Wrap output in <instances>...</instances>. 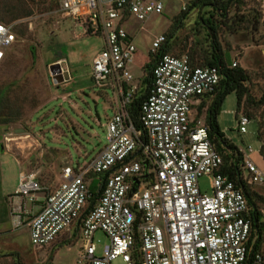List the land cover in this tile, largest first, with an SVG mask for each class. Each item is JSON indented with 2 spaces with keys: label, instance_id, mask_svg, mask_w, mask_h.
<instances>
[{
  "label": "built area",
  "instance_id": "obj_1",
  "mask_svg": "<svg viewBox=\"0 0 264 264\" xmlns=\"http://www.w3.org/2000/svg\"><path fill=\"white\" fill-rule=\"evenodd\" d=\"M163 1L59 0L61 13L74 25L103 39L90 76L94 86L111 94L113 113L105 124V145L87 163L63 167L61 182L27 221L30 241L45 247L63 232L76 230L69 240L81 238L77 261L86 264L116 259L124 264H264V248L253 247L255 237L249 241L251 218L243 186L221 171L222 157L205 123L192 115L194 101L214 91L220 68L194 66L185 55L160 52L138 106V125L130 116L139 88L129 71L136 47L122 23L130 16L145 21L162 13ZM192 1L183 2L181 9ZM14 42L11 25L0 21V64ZM165 43L159 35L151 51ZM57 62L67 81L63 59ZM236 120L237 130L245 133L249 117L238 113ZM238 149L239 177L247 184H264V168L249 157L252 148ZM202 175L212 177L209 193L199 187ZM18 178L15 193L34 201L42 189L35 173L20 170ZM94 180L99 196L91 206ZM96 231L109 239L101 254L93 241Z\"/></svg>",
  "mask_w": 264,
  "mask_h": 264
},
{
  "label": "rangeland",
  "instance_id": "obj_2",
  "mask_svg": "<svg viewBox=\"0 0 264 264\" xmlns=\"http://www.w3.org/2000/svg\"><path fill=\"white\" fill-rule=\"evenodd\" d=\"M183 2L187 0H164L162 13L145 21L133 16L123 21L136 47L129 64L132 81L138 83L145 74V64L157 52L151 51L152 41L159 35L166 37L165 52L203 64L211 53L213 37L201 16L211 19L227 65L242 67L248 77L238 109L234 92L225 97L217 114L219 125L238 148L248 152L250 146V159L264 168L257 135L259 124L264 127V105L258 103L264 93V0L234 1L224 16L206 7L181 9ZM0 12V20L11 25L15 34L0 64V167L4 170H0V180L4 173L5 179L18 185L19 165L2 153L8 151L18 158L21 171L35 173L42 186L37 194L43 197L59 185L63 167L87 163L106 143L112 97L94 86L90 76L92 58L102 48L103 39L74 25L61 13L59 0H0ZM58 59H63L70 79L54 84L48 67ZM209 101H204L205 108ZM192 111L198 119L206 109L194 106ZM235 111L236 116L250 117L245 133L237 130ZM211 183V175L198 179L203 192H210ZM248 188L264 197V184L253 183ZM256 203L264 215V203ZM5 225L8 231L0 234V264H86L77 261L83 247L79 236L64 241L70 237L65 231L50 245L37 247L30 241L27 224L13 227L10 217ZM93 241L96 254L109 243L101 231L95 232ZM113 264L124 263L116 259Z\"/></svg>",
  "mask_w": 264,
  "mask_h": 264
},
{
  "label": "trees",
  "instance_id": "obj_3",
  "mask_svg": "<svg viewBox=\"0 0 264 264\" xmlns=\"http://www.w3.org/2000/svg\"><path fill=\"white\" fill-rule=\"evenodd\" d=\"M53 1L55 3L57 2V0H53ZM234 1L238 2V0H193L188 5L187 9L193 7H197L198 9L206 7V8H210L211 12L224 16L228 8V5L232 4V2ZM24 11L25 13L23 15H26L27 14L26 12L28 11H26V9ZM1 13L2 12H0V14ZM201 19L205 21L208 29L210 30V33L208 32V35L209 36L212 35L213 37L212 50L210 55L205 57V61L203 64H195L191 61V59H189L190 63L191 65L194 66L195 65L218 66L220 68V74H221V78L218 84L216 85L214 91L209 94L200 96L205 100L210 99L209 105L205 111V125L208 129V137L211 140L214 149L218 151L222 157L221 171L225 173L230 179H232L236 185L243 186V192L246 198V202L249 208V215L251 218L249 241L251 240V238L255 237L253 241V247L259 249L261 247L262 241L264 240V236L262 234V230L264 228V222L261 219L263 216L261 212V208L257 206L256 202L259 201L264 203V197L258 193L250 191L248 188L249 184L245 183L239 177L240 169L238 163L242 158V153L239 151L238 147L235 144H233L229 138L225 136L224 132L221 130L217 121V114L220 110V106L224 101L225 97L229 93L231 92L235 93L237 99V109L239 108L241 98L243 97V94L246 90L244 81L248 77L245 70L242 67H236V66L231 67L230 65H227L226 63L227 61L226 59L223 58L219 45L217 44L215 39L216 25L209 18L204 19L201 16ZM166 44L167 41L163 46H161V48L157 51V53H155L153 60L151 62L146 63L144 66L145 74L141 78V81L139 83V88L135 93L133 101L129 107L130 116L133 118L136 125H138V121H137L138 106L140 101L147 94L148 87L151 83V72H152V67L154 65V61L160 52H165L164 50L165 48L163 49V47ZM0 99H2V95H0ZM258 103L264 105V93L259 98ZM201 106L202 105H200L198 108H200ZM257 135L261 142L258 153L264 160V127L261 124H259ZM97 180L92 181L89 185V190L92 195L89 202V205L91 204V206L94 204L96 198L99 196V193L97 192L98 191ZM75 233L76 231L74 232V234ZM66 241L69 242L71 240H66Z\"/></svg>",
  "mask_w": 264,
  "mask_h": 264
},
{
  "label": "crops",
  "instance_id": "obj_4",
  "mask_svg": "<svg viewBox=\"0 0 264 264\" xmlns=\"http://www.w3.org/2000/svg\"><path fill=\"white\" fill-rule=\"evenodd\" d=\"M128 18L129 17H127L126 20ZM128 21L129 20H127V22ZM128 34H129V32H128ZM132 39H133V37H132ZM133 43H134V40H133ZM143 74H144V71H143ZM140 81L141 80H139L138 83H140ZM204 101H205V99H203L202 97L196 99L193 103L192 108L195 106V109H197L200 105H202V109H206L205 108L206 105H203ZM192 115H193V111H192ZM235 116H236V111H235ZM193 118H194V115H193ZM195 121H200L202 123L203 122L205 123V111H204L203 115H201L200 118L195 119ZM217 121H218V119H217ZM218 124H219V121H218ZM221 130L223 131L222 128H221ZM2 153L6 156H11L15 160V162L19 165V170H21V165H20L19 160L15 154L8 152V151H4ZM0 170L4 171L2 166L0 167ZM0 185H1V189H0V234H4L8 231L5 224L10 217L12 218L13 227H17L18 222L20 224H23V223L27 224L26 220L27 219L29 220V218L32 216V214L34 212H36L41 207V205L43 204V202H44L43 197L44 196L41 197L38 194H36L37 198L34 201H29V200L24 199L22 196L15 193V190L17 187V184L15 183V181L11 180L9 182V178H7V179L4 178V173H1ZM75 231L76 230H74V232ZM74 232L73 231L69 232V234H72L71 236H73ZM76 234H77V231H76ZM69 238H71V237H69ZM69 238L64 239V241L69 240Z\"/></svg>",
  "mask_w": 264,
  "mask_h": 264
},
{
  "label": "water",
  "instance_id": "obj_5",
  "mask_svg": "<svg viewBox=\"0 0 264 264\" xmlns=\"http://www.w3.org/2000/svg\"><path fill=\"white\" fill-rule=\"evenodd\" d=\"M48 69H49V76L54 84H60L64 81L63 75L60 72L61 71L60 64L57 61L52 62L49 65Z\"/></svg>",
  "mask_w": 264,
  "mask_h": 264
}]
</instances>
